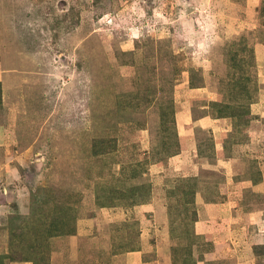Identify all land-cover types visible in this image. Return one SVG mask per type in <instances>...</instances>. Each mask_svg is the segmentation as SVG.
I'll list each match as a JSON object with an SVG mask.
<instances>
[{
    "label": "rangeland",
    "instance_id": "374dc122",
    "mask_svg": "<svg viewBox=\"0 0 264 264\" xmlns=\"http://www.w3.org/2000/svg\"><path fill=\"white\" fill-rule=\"evenodd\" d=\"M0 95V264H264V0H0Z\"/></svg>",
    "mask_w": 264,
    "mask_h": 264
},
{
    "label": "crops",
    "instance_id": "0c3cea01",
    "mask_svg": "<svg viewBox=\"0 0 264 264\" xmlns=\"http://www.w3.org/2000/svg\"><path fill=\"white\" fill-rule=\"evenodd\" d=\"M188 120L190 119H187L186 122H188ZM195 121V122H194ZM194 121H191L193 124H191L190 126H180L178 124V129H179V146H180V151L181 153L183 154L185 150H187V147L191 148H196V146L194 145V139L191 138L193 135V130H194V126H199L200 128H204V129H212L213 131L217 128V124H216V121L212 120L210 117H203V118H198V119H195ZM213 121V122H212ZM222 127V126H221ZM220 127V129H222ZM224 130V128H223ZM223 131H215L214 132V139L215 141H217V136H219V140H221V138H223V135L221 136ZM223 142V141H222ZM193 144V146H191V144ZM218 147V146H216ZM189 151V150H187ZM196 150L193 149V152L195 153ZM233 161V159H232ZM208 194L206 195H202L200 190L198 188H195V191H194V195H193V200H195V202L198 204V203H201V204H205L210 202L207 198ZM198 220V219H197ZM197 222V221H196ZM195 222V226L197 227L198 224ZM199 234V233H198ZM245 264H250V263H245Z\"/></svg>",
    "mask_w": 264,
    "mask_h": 264
},
{
    "label": "trees",
    "instance_id": "16d2710c",
    "mask_svg": "<svg viewBox=\"0 0 264 264\" xmlns=\"http://www.w3.org/2000/svg\"><path fill=\"white\" fill-rule=\"evenodd\" d=\"M0 100H1V95H0ZM219 117H220V116H219ZM190 193H191V191H190ZM190 193H189V194H190ZM193 195H194V191H193ZM255 248H256V247H255Z\"/></svg>",
    "mask_w": 264,
    "mask_h": 264
}]
</instances>
